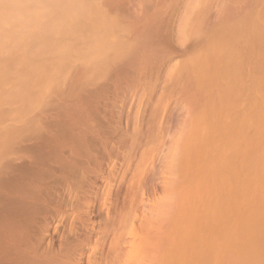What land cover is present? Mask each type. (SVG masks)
<instances>
[{
	"label": "rangeland",
	"instance_id": "obj_1",
	"mask_svg": "<svg viewBox=\"0 0 264 264\" xmlns=\"http://www.w3.org/2000/svg\"><path fill=\"white\" fill-rule=\"evenodd\" d=\"M78 1L79 5L83 9L81 12L86 13L88 17L86 14H83L84 17L82 18L84 19L82 20L80 18V20H78L81 24L80 22H77V24L75 23L73 25V36H66V38H64V36L63 39L61 38L62 40L58 38L59 36L62 37L63 34H66L64 30L60 31L62 32L61 34L59 32V36H56L57 38H54L56 39V44L54 43L55 45L67 43V45H65L68 47L65 51L67 52V55L70 54L69 56L65 55L66 52H63L60 55L54 54L55 56L53 58L56 61L61 60L62 63L59 61L57 62L61 68L57 66H55V68L53 66L56 64H54V59H51L52 56L49 58L47 55L51 61L53 60V62H51L52 64L45 56V59L42 56V58L38 59V61L37 58L29 59L30 62L32 59L37 61L35 62L33 60L32 63L34 64L40 63L42 69H44L43 65H45L44 67L46 73V68L52 66L51 68L49 67V69L52 70V68H54L55 71L52 72L55 73L49 72L50 74H46L47 76L43 75L39 77L37 80L38 89L36 88V91L32 88L28 91L29 87L27 85L24 87L22 86L24 89L26 86L28 87L26 88L28 94L27 92L24 93L26 89L24 91L22 90L24 95L21 93L22 96H19L20 94L16 93L18 96L15 94V96H13L12 94L13 98L10 96V100H8V98L7 102L3 103L2 106L0 105V197L3 195V197L5 196L4 199L6 198V203H4L5 201L3 202V198L1 197L0 206L2 202L7 207L8 205L10 206V198L14 197V195L17 196L18 194L24 193L25 191L29 192L33 189L41 191L44 188V190L41 191L42 199L40 197L42 207L40 206L41 204H39V206L45 210L51 209V205L54 207L52 208L53 212L52 210H50L51 213L49 212L51 217L48 216L49 214L42 215L43 217H48L44 218L46 221L50 222L49 224L45 220H41L43 219L42 216H36V222L34 219L33 223H35L32 225V228H30L31 230L28 231L27 234H30L28 235L31 240L30 244L36 242L33 243L34 245L32 244L30 246L36 247L30 248L32 249L31 253L33 254L30 253V256L27 254L29 257L32 256V258H27V260L32 259L33 261V259L39 260L41 258L40 260H42V262L44 259L45 263L50 261V264H54V261V263L51 262L53 259L55 260L52 256L57 255V257L59 256L58 261L60 259L59 263L62 264H170L171 247H167V244L170 243L168 240H160L159 237L169 236L171 239L169 230H166V222H170L173 217V214L171 213L174 207V197H172V193H174V182L175 180L178 181L176 174L180 153L183 151V147L185 146L188 137L191 136L189 127L191 119L198 110L204 107L203 102H205L204 96L200 95V91L198 92V90L193 87L194 83L193 85L191 84L192 80H190V77L186 73L185 66H187L186 64L192 56L200 54L202 50L201 48H203L201 45L204 43H201L200 45V42L202 41L201 38H203V35L205 36L206 33L203 29L209 31L211 30L209 28L217 23H214L217 12L213 11L216 6L213 5V3L216 4V1H213V3L210 4L214 7L210 8L211 6H209L210 9H208V12L211 11L210 13L212 14L215 12V16L208 13L210 16L212 15L214 17H210L207 14L209 16L208 18H206L207 16L205 17V21L207 23L204 21L205 27L208 24L212 25H209L206 28L203 27V35L201 33L200 38L198 37L199 35H192L189 31L190 29H188L189 27L192 28L194 22L193 19H190L193 18L191 16H188L187 18V21L190 19V25L187 28L182 25V29L186 28L188 34L184 29L183 31L186 32H184L185 34L182 32V29H180V24H182L180 22L182 20V14L180 12L182 11L181 7L183 6L184 8V0H142V2L139 0L141 3H139L138 0ZM228 1L230 2V0ZM228 1L226 3H228ZM247 1L248 0H246V2ZM226 3L223 4L225 5ZM171 4L174 6V9L176 8L175 10ZM230 4L232 3L230 2ZM247 4H245L244 7H249V10L252 12L258 8L257 6H259H253L254 4L252 5L250 3L251 7H255L254 9H250L249 5L246 6ZM237 5L242 6L241 4ZM237 5L235 7H237ZM240 6H238V8H240ZM136 7L141 11L139 9L137 10ZM168 7H171L172 11L169 12L170 9ZM158 9L160 11H158ZM245 9L244 11H246ZM215 10L217 11V8ZM233 11L235 10L233 9ZM244 11L239 10L241 14L242 12L247 13ZM239 12L237 11L233 13H236L237 15ZM145 13H148V15L146 16ZM169 13L171 14L169 15ZM247 14H250V12ZM83 15L81 14V16ZM172 17H174V19ZM209 18L212 21L209 20ZM100 20L103 22H100ZM90 21L91 23L93 21L95 23L93 22L91 24ZM84 22H86V26H88V28L91 25L92 26L88 29L85 27ZM98 22L101 25H99ZM87 23L91 25L89 26ZM96 26H99V31ZM100 26L106 29L104 33L106 35L103 34L104 31L102 32V28ZM79 31H83L84 33L82 32V35L78 34L80 33ZM181 33L184 34L183 38L181 36L183 34ZM84 34L85 36H83ZM107 34L109 37L106 38L110 39L111 37L110 40H105L104 36H107ZM98 35L103 37L104 42L111 41V44L108 43V45H111L112 47L107 44H104L107 45L104 46L102 40L96 42L97 38H100ZM45 36L47 37L48 34ZM45 36H43V41L47 40V43H49L47 44L48 47H54L53 44H50L54 42L51 39L53 36L49 35L46 39L44 38ZM91 37L95 38L93 39L94 41L90 40ZM49 40L50 42H48ZM254 40V38H249L248 42L255 45ZM256 40V42L260 41V43H256L257 46L254 50H257L256 52L258 53L264 52V47L262 46L264 43L261 42V35ZM90 41L92 44H90ZM96 43H98V45L95 47V52L92 49V53L94 57L96 54L98 55L97 58H100L98 62L97 60H94L95 58L93 56H91L92 58L89 56L92 55V53L90 54L91 49L87 48L88 44V47H91V45H95ZM94 45L91 48H93ZM84 47L85 50H90L84 55H82L83 53L80 55L73 52L76 48H83L84 50ZM118 47H120V49H118ZM250 50H252V48ZM254 50H252L253 54L251 51H246L248 54L250 53V56L248 55L249 58L246 59H252L251 54L252 56L254 55ZM108 52L111 53L109 54ZM44 53H46V51ZM44 53L42 55H46ZM17 56L19 57V55H15L13 58H10V60L7 59V65L10 64L11 66L13 63H17L20 59V57L18 58ZM14 57L16 60L15 62ZM67 57H69V59ZM86 58H90L92 62L90 61V63V59L86 60ZM144 58L147 62H145ZM263 58L264 55L261 58L254 60V62L257 63L260 60H263ZM66 59L70 62H67ZM148 60L150 61L148 62ZM4 61L5 59L1 62ZM10 61L11 63H9ZM63 61H66L67 63H63ZM87 61L89 63H87ZM139 62L142 63L140 64ZM47 63L48 67L46 66ZM92 63L95 64L92 65ZM256 65L254 63L253 67L252 63L248 60V63H246L242 69L243 71L241 76L244 75L243 72H247V74L245 73V76H243L244 78H241L240 76L241 81L243 79V85L248 86L251 84V80L249 79H251L250 73H252L253 70H249L254 69ZM25 71L26 70L23 72ZM75 86L78 87V90L76 87L73 91V87ZM22 87L20 88L23 89ZM31 90H33V92H31ZM245 90L247 91V89ZM245 90L239 92L238 100L236 104L233 105L239 113L245 112L250 103V95H248L249 93H246ZM40 98H42L41 101ZM32 101L35 103L37 102L38 104H35ZM86 109L89 113H87ZM82 115L89 118L91 117L92 119H89V122H93L94 119L95 123L98 125L100 123L99 126L102 124L98 130H100L101 134L104 130L108 133L104 131V134L101 136L104 139L106 138L105 136H107L106 134H108V136L105 139L106 142L104 145L100 142V137V141L97 137L98 142L96 141V138H94V140L92 139L91 141L93 142H90L92 144L86 140L89 145L94 144L89 147L91 150L94 147V152H90L92 155L89 157V165L85 162L87 166L82 164L80 167V171H84V169H86V176L83 175L84 173H81V176H84V180L83 178L82 180L79 179L81 183H78V180L76 182L74 181L78 185L77 192H75L77 185L73 182L75 185L73 188L75 190L73 192L75 194L71 195L69 205H66V203L62 201H60L59 204V200L56 197L57 199H54L56 201L54 206L53 197L51 198V203L48 202L50 197L47 200L50 191L47 189L48 187L50 189L51 187H55L52 185V181L55 178L50 177H57L58 171L56 172L55 170H52V167H55L53 164L55 162L51 161V159L46 156L52 158L51 155H54L53 157L55 159L52 158V160L56 161L59 157V153H56V150L58 151L57 147L63 142L61 140H66V137H68L67 139L70 142L73 141V138L75 137V139H77V134L74 133H78L76 130L79 126H81V124L79 125L77 123L78 120L81 121V118L85 119ZM103 117L105 118L103 119ZM74 121L77 122L75 123ZM94 122L92 124H94ZM98 125H96L97 128L99 127ZM72 127H74V129L76 128L75 131ZM102 127H104V129ZM262 129H259V131ZM261 133V131L260 133H254L256 134V138L254 136H248L249 142L261 141L262 137L257 136L258 134L261 135ZM58 134H62L63 136H59ZM67 134H69V136ZM98 135L100 136V133ZM72 136L73 138H71ZM96 142L99 146L100 143H102L100 147L103 146L106 150L103 147L102 149L100 147L98 148V146H96ZM214 142L218 143L219 139L215 138ZM53 143L55 146L57 144L56 148ZM47 145L50 147L53 146L52 148L54 150L52 148L51 150L47 149ZM86 146L88 147V145ZM248 149L250 150V147ZM246 152L248 153L249 151ZM246 152L244 151L241 153V156L243 157ZM90 154L87 156H90ZM100 154L103 156H100ZM253 154L255 155V153ZM96 156L98 158L100 157V159ZM211 156L212 155L209 154L208 159L211 158ZM247 158L243 165H238V167L234 168L236 172L239 173L238 175L241 174V177H238V180L239 178L244 180L245 178L242 176L245 177L247 174H253L255 170L257 171V168L260 165L259 162L258 165L256 164L257 162L255 159L257 158L255 156L250 154ZM45 160L48 161L45 162ZM50 161L52 162V165H50ZM90 161L93 162L90 163ZM208 161L210 162L211 159ZM99 163H101V166ZM50 166H52V172H56V174L49 170ZM48 174L51 175L48 176L49 180L48 178L46 179V175ZM225 174H227V172ZM252 174L250 175L252 176ZM250 175L247 176L246 178L248 179L245 180L249 181V178H251V182L249 181L247 184H243L246 181H240V184H242L241 188L244 185L247 186V189L252 186V178L256 176L253 175L250 177ZM227 177L225 179L227 180V184H229L228 181L230 178L228 177L227 179ZM51 179L53 180L51 181ZM261 186L262 188L259 190L260 194L261 190L264 192V183ZM241 188L239 189L241 190L239 193L237 191L239 195L243 193L242 191L246 190V188H242L243 190ZM249 190L250 189L246 191L250 192ZM20 191L22 192L20 193ZM263 192L262 194H264ZM262 194L261 196H263ZM74 195H76L75 198ZM231 197L233 198L234 196H231L230 194L227 197L229 199H227L228 202L225 203L226 207L232 199ZM44 201L45 203H43ZM70 201L73 206H70ZM57 202L59 204H57L58 206H56ZM254 203L252 204L254 205ZM262 203L260 207L257 206L258 208H256V210L253 209L255 207H253L252 204V206H248L249 209L252 208L250 210L251 212L246 207L249 214L245 213L247 212V209L245 211L240 210L242 214L240 215L239 211L238 215L240 217H238L241 218V216H243L241 219L248 220L249 216H245L253 213L252 210L264 212V203ZM14 204L17 205V203ZM45 204L48 205H46V208ZM244 213L246 214L245 216L243 215ZM226 216H229V212ZM251 216L253 218V214H251L250 217ZM256 216H258V214H256ZM256 216L254 215V217ZM38 217L41 218V222L38 221ZM49 217L53 219L51 220ZM252 218L250 219L252 220ZM38 224H40V227ZM32 231L34 233H32ZM87 234L89 238L86 237ZM224 236L226 238L227 235L224 234ZM80 238L83 242H79ZM160 241H163L161 242L162 245L160 244ZM62 243L65 244L63 245ZM59 246L60 249L64 248V251L60 250ZM58 250L62 253L58 254ZM63 252L68 253H65L66 255H64ZM61 254L65 256V259L68 260L67 262L62 260L64 259V256L62 258ZM252 255L243 258L241 262H244V259L246 261H251L253 258ZM88 256L90 257L88 258ZM48 257H52V260ZM263 257L264 255L258 258L255 264H264ZM236 260L233 259L228 261L229 263L227 262L225 264H238V261Z\"/></svg>",
	"mask_w": 264,
	"mask_h": 264
},
{
	"label": "bare ground",
	"instance_id": "obj_2",
	"mask_svg": "<svg viewBox=\"0 0 264 264\" xmlns=\"http://www.w3.org/2000/svg\"><path fill=\"white\" fill-rule=\"evenodd\" d=\"M184 1H185L184 8H183V6L182 7L179 6L182 8V11L181 12L179 11L182 14V16H181L182 20L180 21L182 24H180L181 28L180 27L179 28L182 29V25H183V27L186 26V28H187L190 25L189 24L190 19H193L194 22H193L192 28H190V27L188 28V29H190L189 31L191 32V34L194 36L199 35L198 37L200 38L201 33L203 35V31L206 32V33L204 32L205 36L203 35L204 40H203V38H201L202 41L200 42V45H201V43L202 44L204 43V44L201 45L203 48H201L202 50H201L200 54L192 56V58L187 62V64H186L187 66H185L186 73L190 77V80H192L191 84L193 85V83H194L193 87L196 88L198 90V92L200 91V95L204 96L205 102H203L204 100L202 101L204 107L202 109L198 110L197 113L194 114L192 119H191V123L189 126L191 136L188 137L187 142H186L185 146L183 147V151L180 153V158H179L178 168H177L178 170H177V174H176L178 177L177 178L178 181L175 180V182H174V193H172V197H174V207H173L172 212H171L173 214V217H172V220L170 222H166L167 223L166 230H169V235L171 234V239L169 236H167V237L160 236L159 239L160 240L162 239L163 241L168 240L170 243V244H167V247H171L170 264H225L228 261H231L233 259L234 260L237 259L236 261H238V264H255L257 262V259L260 258L262 255H264V254H262V253H264V212L258 211V212H261V213H258L257 211H254V210H256V208H258L257 206L260 207L261 203L262 202L264 203V199H261V198H264L263 197L264 194H262L263 190L260 191L263 196H261V194L259 193V190L262 188L261 185L264 183V146H263V138H264V132H263L264 131V58H263V60H260L257 63L254 62V60H256L257 58H261L264 55V52L258 53V52H256L257 50H254L255 47L257 46V44L260 43V41L256 42L257 41L256 39L260 35H261V42L264 43V0H248L247 2H246V0H244V1L243 0H230V2L232 4H230V2L228 0H227L228 3H226L227 1H225V0H219V1L218 0H184ZM213 1L214 2L216 1V4L213 3ZM78 2H79L78 0H0V58H1L0 59V105L1 106L3 105V103L7 102L8 98H9L8 100H10L11 98H13V96H15V95L18 96L16 93L20 94L19 96H22V94L24 95V93L27 92L26 88H28V87H29L28 91H30V88L35 89V91H36L38 89L37 88L38 87L37 86L38 85L37 80L39 77H41L43 75L47 76L49 72L55 73V72H52V71H55L54 68H52V70L49 69V67L51 68L52 66L48 67V63L46 64V66L48 67V68H46V70H47V73H46L45 67H44L45 65H43L44 69H42V66L39 63L42 60L38 62L39 64H34L32 62L35 58H37V61H38V59H41L42 56L43 57L45 56L46 59H49V58H51L50 56H52L51 59H54L53 57L56 54L60 55L63 52H66L65 49L67 50V47H68V46L66 47L67 43H62L63 45L62 44L61 45L60 44L55 45L56 39H54V38H57L56 36H59V32L64 31V30H65L67 35L63 34L62 37L59 36L58 38L63 39L64 36H65L64 38H66V36H73V33H72L73 25L75 23L77 24V22H80V21H78V20H80V18L83 20L84 18H82V17H84V15L86 14V13L81 12L83 9L79 5ZM138 2H139V0H138ZM141 2H142V0H141ZM141 2H139V3H141ZM248 2H250L252 5L254 4L253 6H257V5H259V6H257L258 8H256V10H254L252 12L249 10V7H244L245 4H247ZM160 3H162V2H160ZM212 3H213V5H216L215 7L217 8V11H216L215 10L216 8L213 6L214 7L213 11L217 12L214 23L215 22H217V23H216V25H213L209 28L211 30L206 31L205 29H203V27H205L204 21L206 20V18H208L210 16V14H212V13H210L211 11L208 12V9L213 8L212 5H210ZM223 3H226L225 5H227L228 7L225 6ZM250 3H248L246 6L249 5L250 9H251L253 7H251ZM229 4H230V7H229ZM235 4L236 5L241 4L242 6L237 5V7H235L236 6ZM153 6H154V3H153ZM167 6H168V4H167ZM171 6H173V5L171 4ZM175 6H178V5H175ZM209 6H211V7L209 8ZM238 6H240V8H238ZM165 7H166V4H165ZM231 7L235 11H233V9ZM242 7L244 9L247 8L249 10L250 14H247V13H249L248 10L245 9L246 11H244V9ZM168 8L170 9V10L168 9L169 12L172 11L171 7H168ZM118 9H120V8H118ZM136 9H137V7H136ZM173 9H174V6H173ZM238 9L242 10L244 12H247V13L242 12V14H241ZM153 10H154V8H153ZM122 11H123V9H122ZM155 11H156V9H155ZM158 11H160V10L158 9ZM166 11H167V8H166ZM232 11L233 12L238 11L240 14L237 13V15H236V13L234 14ZM145 12H146V10H145ZM215 12L212 15L215 16ZM142 13H144V12H142ZM173 13H172V16H173ZM208 13H210V14H208ZM81 14L82 15L84 14V15L81 16ZM145 14H146V16L148 15V13H145ZM170 14L171 13H169V15ZM169 15H168V17H169ZM174 15H176V14H174ZM212 15L210 17H214ZM188 16H191L193 18H190L187 21ZM87 17H88V15H87ZM174 17H172V18L174 19ZM170 20H172V19H170ZM209 20H211V19L209 18ZM100 22H103V21L100 20ZM186 22H188V23H186ZM84 23H85L84 24L85 27L88 28V26H86V22H84ZM90 23H91V21H90ZM167 23H169V22H167ZM80 24H81V22H80ZM99 25H101V24L99 23ZM102 25H103V23H102ZM167 25H169V24H167ZM209 25H212V24H208L207 26H209ZM96 27L98 28V31H99L100 30L99 26H96ZM101 28H102V32L104 31L103 32V34H104L106 29L103 27H101ZM186 28H183V29L186 31L187 30ZM83 29H84V26H83ZM183 29H182V32L184 33L185 31H183ZM202 29H203V31H202ZM65 32H63V33H65ZM82 32L83 31H81L78 34H81ZM61 33L62 32H60V34ZM183 33H181V34H183ZM47 34H48L47 37H49V35L53 36V37H51V39L54 42L50 43V44L51 45L53 44L54 47H52L50 45H49L50 47H48L47 44H49V43H47V40H45L47 38L45 35H47ZM184 34L181 35L182 38H183ZM187 34H188V32H187ZM104 35H106V34H104ZM43 36H45L44 37L45 41H43ZM83 36H85V34ZM110 36H111V34H110ZM104 37L106 40L107 39L106 37H109V36L107 34V36H104ZM249 38L255 39L254 40L255 45H252L248 42ZM68 39H69V37H68ZM68 39H67V41H68ZM93 39H95V38L91 37L90 40H93ZM110 39H111V37H110ZM201 39H199V40H201ZM100 40L103 41V45L104 44L108 45V43L111 44L110 43L111 41H109V42L105 41L104 42L103 37L97 38L96 42H98ZM102 41H101V43H102ZM48 42H50V40ZM112 42H114V41H112ZM90 44H92L91 41H90ZM93 45H91V47ZM97 45H98V43H96L93 48L88 47L89 44H88V46L86 45L87 48L91 49L90 54L92 53V49L95 52V47ZM107 45H104V46H107ZM108 46L112 47L111 45H108ZM262 46L264 47V44ZM251 48H252V50H254L253 56H252L253 51L250 50ZM78 49L79 48L74 49L73 52L76 54H80V55L83 53L82 55H84L88 51H90L89 49L85 50V47H84V50H83V48L82 49L80 48L79 50ZM118 49H120V47H118ZM43 51L44 52L46 51V53H44ZM246 51L247 52L251 51L252 59H246V58H249L248 55L250 54V53L248 54ZM43 53L46 55H42ZM47 53H49V54H47ZM15 55H19V57H20L18 62L13 63V65H11V66H10V64L7 65V62H6L7 59L10 60V58H13V56H15ZM47 55L49 56V58ZM65 55H67V52ZM69 55H67V56H69ZM63 56H64V54H63ZM89 56L90 57L93 56V53H92V55H89ZM45 57H44V59H45ZM97 57H98V55L96 54L94 57L95 59L94 58L93 59L97 60V62H98V60L100 58L98 59ZM31 58H34V59H32L30 62L29 59H31ZM67 58L69 59V57H67ZM114 58H115V56H114ZM4 59H5V61L1 62ZM51 59H49L50 63L53 62V60L51 61ZM60 59H62V58H60ZM89 59L90 58H88V59L86 58V60H89ZM144 60H145V62H147L145 58H144ZM248 60H249V62L252 63L253 67H254V63H255V65L256 64L257 65L255 66L254 69L249 70V71L253 70L252 73H250L251 76L249 75L251 77V79H249V80H251L250 81L251 84H249L248 86L246 85L247 86V88H246V86L243 85L244 84L243 79L241 81V78H244L243 76H245V73L247 74V72H243L244 75H242V76H241V73H242V71H243L242 69L244 68L246 63H248ZM15 61L16 60L14 57V62ZM37 61H35V62H37ZM58 61L61 62V60H58ZM58 61H56L54 59V64H56V65H53L54 67L60 66L57 63ZM68 61L69 60H67V62ZM76 61H74V62H76ZM90 61H91V59L89 60V62ZM108 61H109V59H108ZM149 61L150 60H148V62ZM65 62L63 61V63H65ZM89 62L87 61V63H89ZM9 63H11V61ZM102 63H104V62H102ZM93 64H95V63H92V65ZM99 64H101V63H99ZM146 64H148V63H146ZM9 67H12V68H9ZM59 68H61V67H59ZM8 69H11V70H8ZM24 70H26V71L23 72ZM244 71H246V70H244ZM240 76H241V78H240ZM49 77H50V75H49ZM74 80H75V76H74ZM21 83H22V85H21ZM28 83H29V85H28ZM79 83H80V81H79ZM30 84H31V87H30ZM71 84H72V82H71ZM77 84H78V80H77ZM191 84H190V86H191ZM25 85L28 86V87L27 86L25 87L26 90L23 88ZM20 87H22L23 89H21ZM76 87L77 86L73 87L74 88L73 91L75 90ZM245 89H247V91ZM22 90L23 91L25 90L24 93L22 92ZM77 90H78V87H77ZM242 90H245L246 93H249L248 95H250V98H249L250 103H249V106L245 112L239 113L233 107V105L236 104V102L238 100L239 92H242ZM31 92H33V90H31ZM12 94H13V96H12ZM27 94H28V92H27ZM49 94H51V93H49ZM71 95H72V93H71ZM10 96H12V97L10 98ZM25 97H26V94H25ZM41 99L42 98H40V101H41ZM34 101H37V100H34ZM34 101H32V102L35 103ZM32 102H31V104H32ZM97 112H99V111H97ZM81 113H83V112H81ZM87 113H89L88 110H87ZM107 115H108V113H107ZM104 116H105V114H104ZM74 117H76V116H74ZM82 117H85V116L82 115ZM93 117H95V116H93ZM104 118L105 117H103V119ZM89 119H92V118L91 117L90 118L85 117V119L81 118V121L82 120L84 121V122L83 121L81 122L77 118L78 122L77 121L76 122L79 125L81 124V126H79L77 124L79 127L77 128L76 132H78V133H74V134H77L76 135L77 139H75L76 137L73 138V136H72L71 138H73V141L70 142L67 139L68 137H66V140H63V139L61 140L63 142L60 143V145L58 147H57V144L55 146V144H54L55 142L53 143L54 147L55 148L57 147V149H58V151L56 150V153L57 152L59 153L58 158H59L60 162H59L58 158L56 159V161L52 160V158H54L53 157L54 155H51L52 158L46 156L47 158H50L51 161L55 162V163H53L55 167L50 166L49 170L51 172H52V170L53 171L55 170L56 172L58 171L57 172L58 176L56 175L57 177H54L53 175H52L53 177H50V178H55L54 180L51 179V181L53 180L52 185L55 187H53V188L51 187V189L48 187V189H47V190L51 191V192L49 191V194H48L49 196L47 197V200L50 197L49 198L50 200H48L49 203H51L52 197H53V200L57 197L59 200L58 201L59 204H60V201H62L64 203H66V205H69V199L71 198V195L75 194L73 192L75 190V189H73L75 186L74 184H76L75 182L78 180L77 182L79 183L80 182L79 179L82 180V178L84 176H86V174H85L86 169H84V171L83 170L80 171V169H81L80 167L82 166V164L83 165L85 164L87 166V164L89 163V160H90L89 157H91V155H92V154H90V152H92L94 150V147L92 150H91V148H89V147L93 146L94 144L89 145V143L93 142L91 140L92 139L94 140V138H96V141H97L98 140L97 137L101 138V141H100V138H99V141L102 142L103 145L106 142L105 139L108 136V134H106V133H108V132H106L104 130L106 132L105 134L107 135V136L103 135L106 137L104 139L101 136L102 134H104V131L101 134L100 130H98V129H100L102 124H101V126H99L100 123L98 125L97 123L94 122L95 121L94 119H93L94 124H92L93 122L92 121H91L92 123L89 122L90 121ZM96 121H98V120H96ZM88 122H89V124H88ZM96 125H98L99 127L97 128ZM69 127H71V126H69ZM72 128L74 129V127H72ZM102 128L104 129V127H102ZM75 129H74V131H75ZM259 129H262V130H260L262 133H261V135L258 134L257 136L262 137V140L250 143L248 140V136H254L255 137L256 134H254V133H257V132L260 133ZM101 131H102V129H101ZM99 133H100V136L98 135ZM62 134H60V135H62ZM250 134H252V135H250ZM67 135L69 136V134H67ZM112 138H113V136H112ZM215 138L219 139L218 143L214 142ZM86 140L89 143H87ZM76 142H78V143H76ZM247 142H249L250 145ZM102 143H100V146ZM90 144H92V143H90ZM86 145H88V147ZM96 146H98V148L100 147L98 143ZM115 146H117V145H115ZM49 147L50 146H48L47 149L51 150V148L53 146L50 148ZM102 147H100V148L102 149ZM249 147H250V150L248 149ZM103 148L105 149V147H103ZM244 151L245 152L249 151L248 153L247 152L244 153L243 157H245V158H243L241 156L242 155L241 153H243ZM251 151L253 153H255V155ZM99 153H100V151H99ZM112 153H113V151H112ZM47 154H49V153H47ZM50 154H54V153H50ZM89 154H90V156H87ZM209 154L212 155L211 158H209V159H211L210 162L208 161L209 160L208 159ZM245 154H246V156H247V154H248V156H250V154L255 156L257 158V159H255L257 162L256 164L258 165V162H259L260 168L258 166L257 171L255 170V172L253 174L250 173V174H252V176L253 175L256 176V177L252 178V186H250V188L248 187V189H250L249 190L250 192L246 191L248 189H247V186L244 185L242 188H246V190L242 191V192L243 193L245 192V193L244 194L242 193L239 195L238 193L241 191L239 189L242 186V184H240L241 183L240 181L244 182L245 179H248L246 177L249 176L250 174H247V176H245V177L242 176L243 178H245L244 180L242 178H241L242 180L240 178L238 180V177H241L240 176L241 174L238 175L239 173H237L234 168L238 167V165H243L244 162H246L245 160L248 156L246 157ZM101 155L102 154H100V156ZM50 159H48V160H50ZM98 159H100V157ZM48 160H45V162H47ZM91 162H93V161H90V163ZM96 164H98V163H96ZM99 164L101 166V163H99ZM50 165H52V162ZM51 167H52V170H51ZM93 167H95V166H93ZM44 168H46V167H44ZM98 171H100V170H98ZM258 171H260V172H258ZM56 172H52V173L56 174ZM226 172H227V174H225ZM78 173H80V174H78ZM81 173H84L83 174L84 176H81L82 175ZM258 173H259V175H258ZM77 174L81 178L78 177ZM255 174H257L258 176ZM49 175L50 174L46 175L47 176L46 179L48 178ZM225 176L226 177L228 176L230 178V180L228 181L229 184H227V180L225 179L226 178ZM252 176L250 175V177H252ZM228 177H227V179H228ZM42 180H44V179H42ZM48 180H49V178H48ZM83 180H84V178H83ZM249 181L251 182V178H249ZM249 181H246L243 184H247ZM73 182H74V184H73ZM250 185H251V183H250ZM25 187H26V185H25ZM36 189H37V187H36ZM20 190H22V189H20ZM42 190H44V188ZM77 190H78V185L76 187L75 192H77ZM41 191L35 190V189H33L32 191H29V192L23 191L24 193H21L22 191H20L21 194H18L17 196H15V195H14V197L10 196L11 197L10 198L11 205L10 206L8 205V207L5 204H3V202L5 201L6 198L4 199L5 196L3 197V195L1 194L2 195L1 197L3 198V202L1 203V206H0V264H29L30 262H31L30 264H35V263L44 264L45 263L44 259H43V262H42V260H40L41 258L40 259L38 258L40 261L37 259H36L37 261L34 259H33V261H32V259L27 260V258L28 259L32 258V256L29 257L31 254H33V253H31L32 249H30V248L36 247V246L35 247L30 246L36 242H33L32 244H30L31 240L28 236L30 234H27L28 231L31 230L30 228H32V225L36 222V219H35L36 216L41 217L43 214L44 215L49 214V212L51 213L50 210H52V208H54L51 204H50L51 206L49 205L51 207V209H46L47 211L44 208H41L42 207V204H41L42 201H40ZM237 191H238V193H237ZM78 194H79V192H78ZM230 194H231V196H234V197L233 198L231 197L232 199L228 203L229 206L227 205V207H226L225 203L228 202L227 199H229V198H227V197ZM76 195H77V193H76ZM76 195H74V198ZM238 195H239V198H238ZM1 197H0V199H1ZM41 199H42V197H41ZM71 201H70V206H73V205H71ZM55 202L56 201L54 200L53 201L54 204L52 203L54 206H55ZM58 202L56 203V206L59 205ZM256 202H257V204H256ZM4 203H6V201ZM14 203H17V205H15ZM43 203H45V201ZM252 203H254V205H256V206H254ZM39 204H41L40 205L41 207L39 206ZM251 204L253 205V207H255V208H253L254 210H252L253 213H250V215L253 214V218H252V216L250 217V215H246V214H249L248 209L250 206H252ZM35 205H36V207H35ZM46 205L47 204H45V208H46ZM61 205H62V203H61ZM17 206H18V208H17ZM246 209H247V212H245L246 214L244 213L243 215L244 216L246 215L245 217L249 216L248 217L249 219L248 220L247 219H241L243 216H241V218H239L240 216L238 215V212L240 210L245 211ZM251 209L252 208H250L249 211ZM257 210H259V209H257ZM263 210H264V204H263ZM227 211L229 212V216H226V214L228 213ZM52 212H53V210H52ZM239 214L240 215L242 214L241 211ZM256 214H258V216H256ZM55 215H56V213H55ZM254 215L256 217H254ZM48 216H50V214ZM88 216H89V214H88ZM44 217L42 216L43 219L38 217L39 218L38 221H40V219L44 221L47 216L45 218ZM50 217H49V219L52 220L53 218H50ZM250 218H252V220ZM34 219H35V222L33 223ZM46 222L48 224L50 223L48 221H46ZM38 225L40 227V224H38ZM85 227H86V225H85ZM37 229H38V226H37ZM37 229H36V231H37ZM38 232H39V229H38ZM32 233H34V232L32 231ZM36 234H37V232H36ZM224 234L227 235L226 238H225ZM86 237H88V234ZM77 238H78V235H77ZM81 240L82 239L80 238V241L79 240L78 241L83 242V240L82 241ZM163 241H160V244ZM28 246H29V248H28ZM25 247L27 248V250ZM160 248H161V246H160ZM59 249H60V246H59ZM34 250H36V249H34ZM34 250H33V252H35ZM60 250L64 251V248H62ZM60 250L57 251L58 254L62 253ZM67 251H69V250H67ZM227 252H228V255H227ZM63 253H64V255H66L65 253H68V252H63ZM253 253H255V254H253ZM35 254H36V252H35ZM64 255H62V258ZM250 255H252V257H253L252 259L250 258L251 261H248V260L246 261L244 259V262H241L243 260V258L248 257ZM52 257H54L55 260L54 259L52 260L51 259ZM52 257H48L52 260L51 262L54 261L56 264H58L60 262V259L58 261L59 256L57 257V255H54ZM56 257H57V259H56ZM89 257L90 256H88V258ZM48 258H46V259H48ZM64 259H65V256H64ZM64 259H62L64 262L68 261V260H66V259L64 260ZM62 260H61V262H62ZM27 261L28 262L30 261V262L28 263ZM49 262L47 261L45 264H47ZM59 264H62V263H59Z\"/></svg>",
	"mask_w": 264,
	"mask_h": 264
}]
</instances>
